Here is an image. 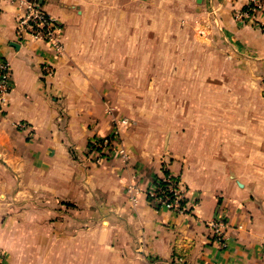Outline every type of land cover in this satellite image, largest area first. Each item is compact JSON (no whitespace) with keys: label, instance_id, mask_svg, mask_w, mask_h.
Segmentation results:
<instances>
[{"label":"crops","instance_id":"0c3cea01","mask_svg":"<svg viewBox=\"0 0 264 264\" xmlns=\"http://www.w3.org/2000/svg\"><path fill=\"white\" fill-rule=\"evenodd\" d=\"M123 1L41 0L60 24L62 55L51 45L18 41L22 13L16 5H0V55L11 63L0 119V250L6 264H264V129H155L148 110L136 126L121 129L128 163L111 157L94 162L91 143L111 135L116 118L96 81L109 69L135 67L122 31H115L120 42L114 52L104 47L93 57L88 48L102 35L95 24L101 7L121 10ZM185 4L198 22L217 20L211 37L229 43L223 52L252 54L264 63V32L234 21L246 0ZM258 69L256 79L264 80L260 63ZM164 170L180 176L191 203L197 199L194 215L156 210L146 201L145 190ZM216 215L230 225L225 249L212 243L204 224Z\"/></svg>","mask_w":264,"mask_h":264},{"label":"rangeland","instance_id":"374dc122","mask_svg":"<svg viewBox=\"0 0 264 264\" xmlns=\"http://www.w3.org/2000/svg\"><path fill=\"white\" fill-rule=\"evenodd\" d=\"M149 2L131 5L124 0L121 10L106 5L100 9V23H95L102 35L88 48L93 57L104 47L114 52L120 42L115 31H122L123 49L135 67L109 69L96 81L99 92L111 100L114 127L130 129L149 110V125L155 129H264V80L256 79L259 63L264 74V63L255 62L252 54L245 58L223 52L229 43L211 37L217 20L198 22L185 0ZM118 11L122 22L116 21ZM131 31L137 38L129 36ZM94 162H99L96 156Z\"/></svg>","mask_w":264,"mask_h":264},{"label":"built area","instance_id":"2783aa9c","mask_svg":"<svg viewBox=\"0 0 264 264\" xmlns=\"http://www.w3.org/2000/svg\"><path fill=\"white\" fill-rule=\"evenodd\" d=\"M2 3L16 5L22 13L16 29L18 41L30 39L34 42H41L51 45L57 55L63 54L64 47L59 37L60 24L43 9L41 0H0V5ZM234 21L241 27H250L264 32V0H246V5L235 14ZM43 70L48 76L53 73V68L48 65H44ZM10 77L11 63L0 55V119L6 112L7 95L11 85ZM17 127L26 128L23 124H19ZM114 129L111 135L95 139L91 143L90 151L99 162L104 158L111 157L126 164L130 156L122 144L121 129L118 127H114ZM133 192L134 189L129 186L127 194L131 199H134ZM144 193L146 201L156 210L169 211L177 216L194 215L197 199L191 203L188 196L189 189L180 176L172 175L164 170L162 175L156 177ZM204 224L209 230L212 243L220 249H225L230 229L227 219L222 215H216ZM5 260V255L0 250V264H6Z\"/></svg>","mask_w":264,"mask_h":264}]
</instances>
